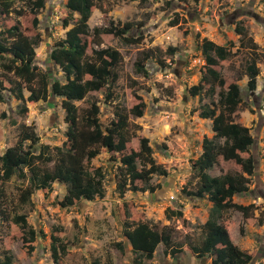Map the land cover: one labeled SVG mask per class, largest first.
I'll list each match as a JSON object with an SVG mask.
<instances>
[{"label": "rangeland", "instance_id": "obj_1", "mask_svg": "<svg viewBox=\"0 0 264 264\" xmlns=\"http://www.w3.org/2000/svg\"><path fill=\"white\" fill-rule=\"evenodd\" d=\"M96 6L88 20L90 29L105 26L110 20L131 21L142 28L143 39L139 44H125L112 35H102L101 43H89L92 48L113 47L122 58L116 70L118 79L113 85L114 97L105 100V90L92 91L76 102L80 113L91 100L98 101L99 119L103 126L114 119V105L128 110L140 95L145 102L143 115L128 116L130 147L138 149L139 137L146 136L153 148V157L164 166L168 175L158 176L161 186L154 192L126 191L122 196L117 190L118 170L111 165L109 153L101 148L100 154L91 159V167L101 166L105 171L103 182L105 196L92 201L81 199L73 206L62 208L58 201L66 193L65 185L54 182L50 190H35L31 202L21 204L19 192L21 181L16 176L3 184L5 190L4 209L26 215L28 225L42 230L46 235L38 237L35 249L27 253L21 240L22 229L11 219L0 216V256L5 252L13 256V264H53L49 250V234L52 227H61L60 236L68 241V252L63 264H89L100 258L102 264H133L136 256L131 251L122 233L123 205L127 203L130 217L134 221H146L158 230L171 234L173 245L184 250L175 255L164 253L160 245L154 257L145 264H209L206 258H197L189 245L197 244L203 237L202 224L208 216L211 204L206 199L184 197L182 188L193 189L196 183L191 164L201 153L202 137H212L211 120L202 119L198 112L205 106L217 103L219 87L215 92H202L191 96L188 88L200 78V64L193 65L194 57H201L199 46L206 37L216 44L232 43L231 55L220 61L221 75L229 82H237L241 89V104L234 113V120L250 127L254 144L250 153L255 159V176L251 178L250 191L235 196L238 203H252L254 208L248 218L231 209L222 220L227 224L232 241L253 256L249 264H264V0H95ZM25 2H16L14 7H23ZM66 0H46L38 13V27L31 26L32 15L19 17L24 32L40 34L36 47V63L41 70L49 71L51 78L62 79V72L49 59L50 49L64 37L67 27L63 19L68 14ZM178 18V22L173 24ZM17 17H5L4 24L13 23ZM140 25H142L140 27ZM244 43L240 44L242 33ZM136 27V29H137ZM91 37L88 38V41ZM150 50L147 61L148 75L136 72L135 61L141 51ZM257 56V88H246L245 61L250 52ZM161 59L167 66L159 64ZM1 73V70H0ZM0 112L6 111L8 118L0 119V152L16 142L19 125L26 124L39 135L40 143L60 145L65 139L66 125L60 98L52 94L46 102L26 103L28 112H18L21 102L4 91ZM28 92L24 90V95ZM217 108V107H216ZM218 110V108H217ZM36 148V145L33 149ZM245 156L246 154H242ZM51 165V164H50ZM240 173L241 167L232 160L219 157L210 170L212 175ZM181 210L182 216L171 215L166 208ZM118 243L123 244L122 250Z\"/></svg>", "mask_w": 264, "mask_h": 264}, {"label": "trees", "instance_id": "obj_2", "mask_svg": "<svg viewBox=\"0 0 264 264\" xmlns=\"http://www.w3.org/2000/svg\"><path fill=\"white\" fill-rule=\"evenodd\" d=\"M16 2H25L16 8ZM46 0H0V102L4 101V91L19 100L18 112H28L26 103L46 102L52 94L60 98L64 110L63 122L66 125L65 139L60 145L40 143L39 135L26 124L19 125L16 142L0 152V216L11 219L22 229L21 240L27 253L35 249V241L46 235L28 225L23 213H13L4 209L5 190L3 184L16 176L21 181L19 202H31L35 190H50L54 182L65 185L66 193L58 204L64 208L73 206L81 199L92 201L105 196L103 185L105 171L101 166L91 167V159L105 148L109 153L111 165L118 170L117 190L122 196L126 191L154 193L161 184L157 177H166L167 169L157 163L153 157V148L146 136L139 137V147H130L131 135L128 132V116L143 115L145 102L140 95H135L138 102L128 110L114 105L112 119L103 126L99 119L98 101L91 100L89 106L80 113L77 101L84 99L89 92L105 90V100L114 97L113 85L118 79L116 70L122 55L116 48H92L87 53L89 43H101L102 35H112L125 44H139L143 39L142 28L131 21L110 20L105 26L90 29L88 20L96 6L95 0H66L67 16L63 26L73 23L66 29L64 37L57 40L49 52V59L62 72V79L51 78L49 71L41 70L36 63V47L41 41L39 33L28 35L24 32L19 17L26 11L32 15L31 26L36 29L40 23L38 13L45 7ZM15 15L11 24H4L5 17ZM178 22L176 18L173 24ZM142 25H140L141 27ZM137 27V29H136ZM242 33L240 44L244 43ZM91 40L88 41V38ZM232 43L216 44L203 37L199 46L204 64L200 67V78L188 88L191 96L202 92H215L219 87L217 103L214 107L205 106L198 112L202 119L211 120L212 137L203 136L201 153L192 161L196 183L193 189L182 188L184 197L206 199L210 204L208 216L202 224L203 237L197 244L189 245V250L197 258L209 259V264H249L253 256L239 248L231 239L227 224L222 220L224 213L231 209L238 210L248 218L254 208L252 203L244 205L236 202L235 196L248 193L252 176H255V159L250 150L254 137L250 127L234 120V113L241 104V89L237 82L226 85L221 75L219 63L231 55ZM152 53L141 51L135 61L136 72L148 75L146 68ZM258 54L250 52L245 61L244 73L247 76L246 88H257ZM159 64L167 66L161 59ZM24 90L28 92L24 95ZM218 110H217V108ZM8 118L6 111L0 112V119ZM36 145V148L33 147ZM242 154H246L243 156ZM219 157L232 160L241 167L240 173L212 175L210 170ZM51 164V165H50ZM171 215L182 216L181 210L166 208ZM122 214V233L126 237L131 251L135 253L133 264H145V260L154 257L158 246H164V253L175 256L184 250L181 245H173L171 234L167 230H158L146 221H134L130 217L127 203ZM61 227H52L49 234V250L53 264H63L62 258L68 252V241L59 235ZM122 250L123 244L118 243ZM0 264H13V256L5 252L0 256ZM89 264H102L100 258H94Z\"/></svg>", "mask_w": 264, "mask_h": 264}, {"label": "built area", "instance_id": "obj_3", "mask_svg": "<svg viewBox=\"0 0 264 264\" xmlns=\"http://www.w3.org/2000/svg\"><path fill=\"white\" fill-rule=\"evenodd\" d=\"M192 64L193 65H197V64L202 65V64H204V59L202 57H194L192 59Z\"/></svg>", "mask_w": 264, "mask_h": 264}, {"label": "clouds", "instance_id": "obj_4", "mask_svg": "<svg viewBox=\"0 0 264 264\" xmlns=\"http://www.w3.org/2000/svg\"><path fill=\"white\" fill-rule=\"evenodd\" d=\"M201 66V65H200Z\"/></svg>", "mask_w": 264, "mask_h": 264}]
</instances>
